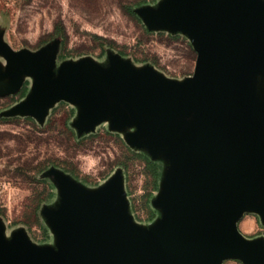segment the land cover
I'll return each instance as SVG.
<instances>
[{"label":"rangeland","instance_id":"374dc122","mask_svg":"<svg viewBox=\"0 0 264 264\" xmlns=\"http://www.w3.org/2000/svg\"><path fill=\"white\" fill-rule=\"evenodd\" d=\"M190 1L202 27L180 13L182 0H0V264L65 257L100 227L95 209L109 197L143 245L165 247L187 199L180 147L138 139L137 125L85 81L151 110L137 90L187 96L206 30H264V0L240 18L237 0ZM207 95L210 120L256 111L264 125V49L224 59ZM232 229L260 260L227 254L220 264H264V205L242 207Z\"/></svg>","mask_w":264,"mask_h":264},{"label":"water","instance_id":"95a60500","mask_svg":"<svg viewBox=\"0 0 264 264\" xmlns=\"http://www.w3.org/2000/svg\"><path fill=\"white\" fill-rule=\"evenodd\" d=\"M182 2L180 13L202 27L198 5ZM250 7L255 13L261 8H255L252 0H237V17ZM251 22L259 21L254 17ZM212 31L206 30L197 46L188 94L182 99L158 84H145L137 91L152 98L155 107L148 110L137 97L120 95L105 83L85 81L104 90L108 103L137 125L138 139L151 136L157 143L180 147L187 199L165 247L154 251L143 245L124 228L122 209L109 197L95 209L100 227L81 232L78 245L65 257L39 258L28 264H220L227 254L249 262L260 260L253 247L239 240L232 225L242 207L264 205V125L256 111L249 117L245 111L241 119L216 111L217 117L210 120L207 90L224 59L241 51L264 49V30H235L208 37ZM217 58L209 76L210 65ZM42 101L31 105L38 108Z\"/></svg>","mask_w":264,"mask_h":264},{"label":"trees","instance_id":"16d2710c","mask_svg":"<svg viewBox=\"0 0 264 264\" xmlns=\"http://www.w3.org/2000/svg\"><path fill=\"white\" fill-rule=\"evenodd\" d=\"M23 95H24V93L22 92V93H21V96H23Z\"/></svg>","mask_w":264,"mask_h":264}]
</instances>
